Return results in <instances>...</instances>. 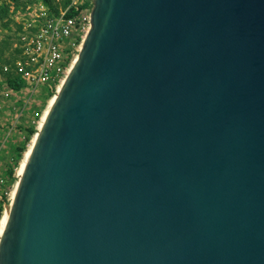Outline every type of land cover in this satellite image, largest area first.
<instances>
[{"label": "water", "instance_id": "water-1", "mask_svg": "<svg viewBox=\"0 0 264 264\" xmlns=\"http://www.w3.org/2000/svg\"><path fill=\"white\" fill-rule=\"evenodd\" d=\"M90 22L0 264H264V0H93Z\"/></svg>", "mask_w": 264, "mask_h": 264}, {"label": "built area", "instance_id": "built-area-1", "mask_svg": "<svg viewBox=\"0 0 264 264\" xmlns=\"http://www.w3.org/2000/svg\"><path fill=\"white\" fill-rule=\"evenodd\" d=\"M92 7L93 0H71L54 11L49 3L39 0L35 7L20 13L13 37L14 65L4 64L3 70H12L24 84L13 90L7 76L0 73V112L15 93L28 103L44 90H57L90 29ZM0 182H5L4 177Z\"/></svg>", "mask_w": 264, "mask_h": 264}, {"label": "rangeland", "instance_id": "rangeland-1", "mask_svg": "<svg viewBox=\"0 0 264 264\" xmlns=\"http://www.w3.org/2000/svg\"><path fill=\"white\" fill-rule=\"evenodd\" d=\"M3 1L10 5V17L0 19V40L11 35L14 37V32L20 20L19 16H21L20 13L29 6L35 7L38 4L37 0H21L24 3L19 6L13 0H0V2ZM9 18H11L10 22L6 26L4 22ZM9 53V51H6L5 56L10 57ZM77 53L78 51L74 53L73 58ZM2 64L0 61V66ZM55 92L56 89L53 91L44 90L28 103H25L26 99L15 93L4 102L3 110L0 112V178L4 177L5 179V182H0V208H2V214L11 204L12 190L17 181L16 171L20 163V158H17V148L24 143L29 129L34 128L37 130L48 100ZM11 167L14 168L12 174L9 173ZM13 178L14 180H12Z\"/></svg>", "mask_w": 264, "mask_h": 264}, {"label": "trees", "instance_id": "trees-1", "mask_svg": "<svg viewBox=\"0 0 264 264\" xmlns=\"http://www.w3.org/2000/svg\"><path fill=\"white\" fill-rule=\"evenodd\" d=\"M13 1L17 4V6L21 5V3H24V1H21V0H13ZM44 1L49 3L54 11H58L60 7H65L71 2V0H44ZM9 13H10V5L4 1L0 2V19L3 20L5 17H10ZM10 19L11 18L7 19V21L4 22L6 26H8ZM12 37L13 36L11 35V36L4 37L0 40V61L3 63L0 66V71H2L7 76L9 87L12 88L13 90H17L23 86L24 80L20 78L19 76H17L14 72H12V70H9L6 72L3 70L4 64H10L11 66H13L14 60L16 58V54H15L16 50L13 49L14 40ZM6 51L10 52L9 53L10 57L5 56ZM35 131L36 129L34 128L29 129L28 136L26 137L24 143L18 146L17 158H20L19 159L20 161L28 146L27 143L31 140L32 135L34 134ZM13 171H14V168L11 167L9 170V173L12 174ZM12 180H14V178ZM1 216H2V208H0V218Z\"/></svg>", "mask_w": 264, "mask_h": 264}, {"label": "bare ground", "instance_id": "bare-ground-1", "mask_svg": "<svg viewBox=\"0 0 264 264\" xmlns=\"http://www.w3.org/2000/svg\"><path fill=\"white\" fill-rule=\"evenodd\" d=\"M83 46V43L81 44L80 46V49L82 48ZM79 57V52L75 55V57L73 58L72 62H71V65L69 66V69H68V72H67V76L68 74L71 72L74 64L76 63L77 59ZM67 76L61 81V83L59 84L57 90L55 93H53V95L49 98L48 100V104L46 106V108L44 109L43 113H42V116H41V119L39 120V123H38V128L37 130L34 132V134L32 135V138L23 154V157L20 161V164L17 168V181L15 182V185L13 187V190H12V198H11V201L13 199V197L15 196V193H16V189H17V186H18V181H19V178L25 168V165L27 163V160L28 158L30 157L31 155V152L33 150V146H34V143L36 142V139L39 135V131L40 129L42 128L52 106L54 105L55 101H56V98L58 96V92L59 90L61 89L62 85L64 84ZM9 214H10V206L8 208L5 209V211L3 212L1 218H0V237L2 236L4 230H5V227H6V224H7V221H8V218H9Z\"/></svg>", "mask_w": 264, "mask_h": 264}]
</instances>
